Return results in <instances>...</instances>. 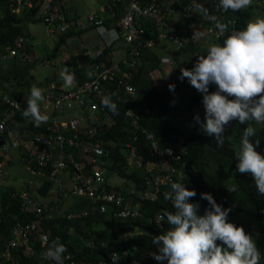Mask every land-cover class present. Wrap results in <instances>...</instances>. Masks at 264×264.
Segmentation results:
<instances>
[{"label": "clouds", "instance_id": "1", "mask_svg": "<svg viewBox=\"0 0 264 264\" xmlns=\"http://www.w3.org/2000/svg\"><path fill=\"white\" fill-rule=\"evenodd\" d=\"M59 1H51L52 5L57 8V16L54 19L51 30H48L49 26H46L42 18L35 16L37 7L23 5L22 7L12 8L11 0L8 2V7L10 12L15 14H21L26 8L33 11V18L43 25L44 36L46 37L55 35L59 37L69 31L74 32V35H78L81 29L86 28V23L91 24V27L95 26V28H98L102 43L106 45L100 51V55L103 58L97 62L90 61V59L95 58L91 51H87L85 57L88 60L82 62L85 63L84 71L90 78L84 81L92 82L94 88L96 87L92 96L94 95L113 115H119L118 105L113 100H121L123 104L127 105L126 115L134 116V122L138 120L134 107L138 106L140 110L141 108L145 109V107L142 100H135L138 96L133 83L132 73L131 80L124 79L118 74L126 71L131 72L135 65L137 68L142 61L143 51L152 49V45L156 39L164 44L167 43L166 46L161 44L163 48L160 50V55H157L159 62L156 63L158 65L157 71L166 77V83H163V86L158 83L159 79L156 76V71L153 72L152 70L150 76L157 83L160 92L169 91L172 93V95L166 96V103L172 112V124L177 128L195 127V129H199L204 135L214 137L217 147H223L225 142L235 146L238 149L235 152L237 171L240 174H250L258 194L264 196V155H261L256 150L260 146V140L252 139L260 131L264 132V18H258L250 22L247 21V25L241 30V28L237 29L235 27V20L231 17L230 13V10L239 12L248 9L253 4V0H213L215 2V9L220 12L218 17L210 14L203 4H197V11L202 13V16L213 25L210 26L212 30L198 31V34L194 38L212 35V39H208L212 45L207 49L206 53H200L198 58L197 55L193 54L190 57L179 58L177 61L175 60L174 52L191 37L192 28L198 29L192 25L203 21L199 19L198 14L192 11H181L180 17L182 16L183 20L174 21L172 19L169 22L165 20L164 24L157 27L154 34L155 37L153 35L152 38H146L141 34L140 39L142 43L135 41L128 44L124 39L123 30L117 25L123 12L128 8V4H126L124 9H122V6L119 7V16L113 23L107 26L104 24V18L95 12H93V16L89 20L79 18L67 19L59 5ZM177 1L161 0L158 4L155 1L152 2H155L159 9H161ZM107 9H110V11H107ZM104 11L110 18L116 16L108 1L104 5ZM94 21L95 23L93 24ZM61 25H66L65 31L61 32L57 30V27ZM211 31L213 32L211 33ZM28 32L29 35L33 34V32L29 31V25ZM20 40L24 44H28L30 41L27 36L19 38L15 42V47L11 49L17 48L16 43ZM107 48L109 50L105 53L104 50ZM11 49L8 53L9 56L15 54L10 53ZM60 50V46L55 50L57 52L56 58L59 56ZM109 52H119L122 54V57L118 60H113L108 55ZM63 53L61 52V55H64ZM76 55L78 58L82 54L77 53ZM153 56L151 57L153 58ZM67 58L64 55L61 60H56V62L57 64L62 61L65 62ZM192 58L194 63L192 65H185L189 64ZM41 61L43 66L47 67L46 63H44L45 58ZM131 62H133L132 65ZM66 64L69 65L70 62H66ZM94 65H98V68L91 74H88V71ZM116 68L119 69L116 70ZM57 72L59 73L60 71L58 70ZM105 72L115 74L116 79L107 78L104 76ZM60 78L66 88H71L75 83V74L67 67L61 70ZM106 80L114 82L117 88L122 89L123 97L121 99L111 97L110 93L107 92L109 90L106 93L99 89V86L102 87L104 85L102 81ZM119 80H121L120 83ZM36 82L30 85V95L27 98L24 95H21L19 98H12L11 96H7L8 94H4L3 101L12 111H17L26 100L28 107L22 111L23 117L32 122L35 127H40L41 124L47 123L50 117L41 111L40 106L41 104L43 106V102L45 101L44 90L36 87ZM125 85H131L134 88V93L129 94L125 89ZM214 89L216 90L213 91ZM112 95H115V93ZM176 96L186 101L184 110L187 112V115L184 117L176 114L170 106L184 104L182 101H175ZM125 98L129 99V101L125 102ZM7 99L16 100L18 105L16 107L9 105L6 101ZM75 111L73 110L72 116L75 115ZM5 115L0 116V122L3 121L4 124L2 131H0V185L12 189L11 195L18 198L19 207L23 211V214L39 212L41 207L44 208L45 197H49V200H61L63 197L57 195V193H66L68 189H72V181L70 188L64 186L61 175L67 173L71 180L73 176L72 163L78 162L83 164L84 172L87 174L92 175L94 169L100 172L103 181L99 184V188L104 189L108 194L117 198L122 197L121 205H115L111 202L118 210L123 207V202L130 203L133 209L127 216L122 217L123 219L137 218L142 201L154 200L164 185L170 186L171 190L164 193V199L171 201L174 212L166 211L164 215L161 213L156 215L157 223L163 222L165 216L170 227L165 234L154 236L152 240V243L158 246V254L146 251L158 264H164L165 261L167 264H260V261L264 259L254 237L247 233L242 226L238 227L234 223L229 222L231 208H224L223 205L216 203L210 193L200 194L202 200L208 201V207L204 210L203 215L200 214V204L190 202V200L197 196V193L195 190H188L183 182L184 178H186V173L191 170V164H189L186 157L189 154V148L183 141V138H180L184 136H179V139L177 138L178 140H175L172 144L159 145L160 143L153 132L145 133V138L148 144H150L149 155L152 157L151 159L157 160L165 168L166 172L163 174L150 171L145 175L141 189L128 193L125 191V185L127 184L125 177L116 171L107 176L106 159L98 158L96 161L95 154H108L110 152L104 147L105 143H102L100 138H96V141L89 140L86 143L80 144V150L76 155H73L76 152L74 148L69 153H65L63 149L59 153L53 152L50 149L47 163L39 165L36 160L38 154L40 157L41 153L33 152V149L30 147L31 141H33L36 134L32 139L23 143L20 142L13 130L9 132L10 137H6L4 134L6 124L5 119H3ZM74 117L78 118L76 115ZM80 124L82 123L79 120V124L75 129L65 127L62 130H79L81 133H86L89 138L98 134L94 127ZM229 125L232 126L230 137L225 135ZM244 125L247 127L243 129ZM254 125L260 126L256 128ZM259 129L260 131L258 132ZM62 135L65 141L71 142V138H67L63 132ZM14 139L17 142L16 146H13ZM2 141H4L3 145ZM96 147L101 148L102 152H96ZM154 147L157 148L156 155H152ZM86 156H90L91 159L93 158V162L90 164L86 163ZM58 159H63L66 167L61 173L50 177L51 163ZM132 159L135 162L144 160L142 156L129 155L127 157L128 167ZM15 160L31 176L20 189L14 185L7 184L11 180L8 176L11 178L12 175L9 167L14 165ZM39 169L43 174L41 172L40 174L37 173ZM175 173L177 174L176 178H174ZM111 176H116L119 181L111 182ZM50 179L53 180V186L49 191L55 187L56 192L53 196L51 192L48 195H43L40 191V186ZM37 180L39 181L38 184L35 183ZM55 183L56 186H54ZM237 190L236 185H232L227 189L230 193H235ZM75 193L78 194L77 192ZM78 195L84 196V194ZM1 197L8 198L5 194H1ZM138 232H142V230ZM128 233L134 232L130 231ZM2 242L0 238V245ZM12 242L15 243L12 240L6 250H10L11 246H19L16 252L23 255L26 254L24 250L26 245L22 241H17L18 245L16 243L12 245ZM66 253H68L67 247L60 243L59 238H57L51 242L47 250L41 255L43 259L52 260L55 264H64V254ZM68 254L71 255L70 253ZM149 255L143 253L142 257L136 260V264H143L145 256L148 257ZM70 260L74 261L75 264H94L90 261H87V263H76L73 256ZM107 260L108 262L101 261L97 264H117L120 256L113 252L108 256ZM68 264H70L69 261Z\"/></svg>", "mask_w": 264, "mask_h": 264}, {"label": "trees", "instance_id": "2", "mask_svg": "<svg viewBox=\"0 0 264 264\" xmlns=\"http://www.w3.org/2000/svg\"><path fill=\"white\" fill-rule=\"evenodd\" d=\"M107 1L116 14L114 18L107 17L104 21V24L108 26L119 16V7L122 6V9H124L127 3L126 0ZM138 1L145 6L152 1L158 4L161 0ZM8 2L9 0H0V116L6 114L3 117L6 124L4 131L6 137H10L9 132L13 130L20 142L23 143L32 139L35 134H41L51 141L50 147L53 152L59 153L63 149L65 153H69L74 148L76 152L73 155H76L80 150V144L89 140L96 141V138H100L101 142L105 143L104 147L110 152L108 154H95L96 161L98 158L106 159L107 176L115 171L124 176L125 182H127L125 191L130 193L141 189L143 179L150 171L163 174L166 172L157 160L151 159L152 157L149 155L150 144L145 138V133L153 132L160 143L159 145L172 144L179 139V136H184L180 138H183L189 148V154L186 157L189 164H191V170L186 173L183 182L188 190H195L197 193V196L190 202L199 203L200 214L203 215L204 210L208 207V201L202 200L200 194L210 193L216 203L223 205L224 208L232 209L229 214V222L238 227L242 226L248 233L245 225L234 217L239 212L237 210L241 211L247 205L248 209L244 210H248L257 220L255 241L262 257H264V196L258 194L250 174H240L237 171L235 152L238 149L228 142H225L223 147H217L214 137L204 135L195 127L177 128L174 126L172 124V112L166 103V96H170L172 93L169 91L160 92L157 83L150 76L152 70L153 72L156 71V76L159 79L158 83L161 86L166 83V77L157 71L158 65L156 63L159 62L157 55H160V50L167 43L164 44L156 39L152 49L143 51L142 61L137 68L135 65L131 72L126 71L118 74L124 79L131 80L132 73L138 96L135 100L143 101L145 109L141 106V110L138 106L134 107L135 115L138 117L136 122H134V116L126 115L127 105L123 104L121 100H113L119 109V115H113L94 95L81 94L80 96L85 102L75 107L77 110L74 113L82 123L80 125L92 126L98 134L89 138L86 133H81L79 130L63 129L62 132L67 138H71V142L65 141V138L58 141L55 138L54 131L48 128L47 125H51L52 121L50 120L52 119L60 122L71 118L73 111H71L65 100L60 99L54 108H45L41 104L42 113L48 115L50 120L41 124L40 127H35L32 122L22 115V111L28 107L26 100L21 104L19 110L12 111L4 103L3 96L8 94L7 96L12 98H19L24 95L27 98L30 95V85L37 81L36 87L44 90V102L55 105V100L58 99V94L64 86V83L60 84L62 69L67 67L75 74L77 86L84 80L89 79L90 76L86 75L84 71L85 63L79 62L78 58L72 55L65 62L62 61L57 65L56 68L60 71L59 73L53 71L51 77L45 76L38 81V78L32 74V70L35 68V64L40 63L43 66V63L39 58L30 56L33 42L28 32V24L39 21L33 18L34 12L27 8L21 14L10 12ZM197 4H203L210 14L218 17L220 12L215 9L213 0H178L160 9L161 14L164 15L162 23L172 20V14H177L179 17L181 11H192L198 14L200 20H203L202 24L213 25L202 16V13L197 11ZM261 6L264 8V0L261 2ZM107 11H110V9H107ZM230 13L235 20V27L243 30L247 25L246 18L249 17L250 12L248 10L239 12L230 10ZM139 22L143 28L142 35L146 38H152L160 20L153 15H146L140 16ZM74 34V32L69 31L62 36L55 35L54 37L58 39L59 43H64L68 37ZM197 34L198 29H193L187 42L176 49L174 52L176 61L182 57H190L193 50L206 53L205 50L198 49L195 44L194 37ZM26 36L29 37V43L22 45L13 56H9V50L15 47L16 40ZM108 50L109 48L105 49V53ZM56 54L57 52L54 50L47 55L44 62L47 67L54 66L52 61L56 59ZM152 55H154L153 58ZM102 58V55H99L95 59H90V61L97 62ZM66 62H70V64L67 65ZM192 63H194L193 58L189 64L185 65H192ZM102 82L104 85L99 86V89L103 92L109 90L107 92L114 99L123 97L122 89L117 88L114 82L107 80ZM48 93L54 95L46 98ZM113 93L115 95H112ZM95 103L97 108L93 109L91 105H95ZM259 126L256 125V128ZM245 127L247 126L244 125L243 129ZM252 139L260 140V146L256 150L264 155V132L260 131ZM129 155L142 156L144 160L135 162L132 159L129 168L127 165ZM176 177L177 174L175 173L174 178ZM8 178L11 179L9 176ZM232 185L237 186L238 190L235 193L227 191ZM52 186L53 180H46L40 186L41 193L48 195ZM170 190L169 185H164L154 200L142 201L137 218L123 219L115 214L114 211L118 210L117 207L106 206L104 210H100L99 202L89 199L85 195L79 196L72 189H68L66 193H57V195L63 197L61 200H49V197H45L44 208L41 207L39 212L23 214L19 207L18 198L11 195L12 189L0 185V238L3 241L0 245V264H55L52 260L43 259L41 254L57 238H59L60 243L67 247V252L73 256L76 263H87V261L94 264L101 261L108 262V256L115 252L120 256L117 264H136V260L140 259L143 253L149 255L146 251L158 254V246L154 245L152 240L154 236L165 234L170 226L165 216L163 222L157 223L156 215L158 213L164 215L166 211L174 212L171 201L164 199V193ZM1 194H5L8 198H2ZM241 202L244 204H241ZM239 204L240 208H237ZM31 226L33 227L31 228ZM16 229L21 232H16ZM139 230L144 231V233L138 232ZM130 231L134 233H128ZM43 236L46 237L44 244L42 243ZM12 240L16 244L17 241H24L26 244V248H24L25 255L16 252L19 246H11L10 250H6ZM263 260L260 261V264H264ZM64 264H68V261H65ZM143 264H158V262L149 255L148 257L145 256ZM164 264H167V262L165 261Z\"/></svg>", "mask_w": 264, "mask_h": 264}, {"label": "built area", "instance_id": "3", "mask_svg": "<svg viewBox=\"0 0 264 264\" xmlns=\"http://www.w3.org/2000/svg\"><path fill=\"white\" fill-rule=\"evenodd\" d=\"M52 0H11V7L12 8H18L22 7L23 5H26L28 7H37L36 10V17L37 18H42L46 26H49L48 30H51L54 24V19L57 16V8L52 5ZM126 3L128 4V8H126V11L123 12V15L120 17L117 25L118 27H121V29L124 32V39L126 43L130 44L132 42H137V43H142L140 35L143 33V28L142 24L139 22V17L140 16H146V15H153L154 17H157L158 20H160L159 25H162V20L164 18V15L161 14L159 7L156 5L155 2H152L147 5L141 4L138 0H126ZM17 10V9H16ZM59 17V16H58ZM57 30L59 31H65L66 30V25H61L57 27ZM24 45L23 41H17L16 46L17 48L11 49L10 53H16L19 47ZM133 62H131V65ZM98 68V65H94L93 67L90 68L88 71V74H91ZM119 68H116L118 70ZM104 76L110 79H116L115 74L111 73H104ZM121 80H119V83ZM93 84L91 81H83L80 85L77 86V83L75 82L74 85L71 88H66L63 86L61 89L62 91L59 92L58 94V99L55 100V105H50L48 102H44L43 107L45 108H54L56 107V104L59 103L60 99L65 100L71 111H75L77 106L83 104L85 100L80 96L81 94H87V95H92L94 92ZM125 89L129 94L134 93V88L131 85H125ZM54 94L48 93L46 94L47 97H52ZM9 105L16 107L18 105V102L16 100H11L7 99L6 100ZM125 102H128L129 99H124ZM97 104L95 103L91 105L93 109L97 108ZM50 120V119H49ZM52 121L51 125H47L48 128H51V130L54 131L55 133V138L58 141H62L63 135H62V128L68 127L71 129H75V127L79 124L78 118L72 116L68 121H60L58 122L56 119L50 120ZM4 127L3 121L0 122V131H2ZM4 144V141H2V145ZM51 141L42 135H36L31 141L30 147L33 149V152H40L41 156L37 158L38 164H46L49 158L50 153L49 150L51 149L50 147ZM17 142L14 139L13 140V146H16ZM48 150V151H47ZM95 151L98 153L102 152L101 148H95ZM157 154V148L154 147V151L152 152V155ZM52 157V156H51ZM50 157V159H51ZM49 159V161H50ZM86 163L90 164L93 162V158L91 159L90 156H86ZM49 163V162H48ZM52 169L49 173L50 177L55 176L58 173H61L65 167L66 163L63 159H58L56 161H53L51 163ZM73 167V176H72V189L77 192L78 194H84L90 199L99 202L101 209L104 210L106 206L113 207L115 205H121L122 204V197H115L111 194H108L104 189L99 188V184L103 181L100 172L97 169H94L93 174H87L84 172L83 169V164L78 163V162H73L72 163ZM41 170L39 169L37 171L38 174H40ZM43 174V172H41ZM113 202L114 204H111ZM124 205L123 207L118 210L114 211L116 215L119 217H125L129 213H131V208L130 203L128 202H123ZM33 226H31L32 228ZM16 232H21L19 229L15 230ZM46 240V237L43 236L42 243L44 244ZM22 243L24 241L22 240ZM15 243L12 242V245ZM26 245V244H25ZM28 247V246H27ZM65 261H69L70 264H75L74 261L70 260L72 258L71 255L68 253L64 254Z\"/></svg>", "mask_w": 264, "mask_h": 264}, {"label": "rangeland", "instance_id": "4", "mask_svg": "<svg viewBox=\"0 0 264 264\" xmlns=\"http://www.w3.org/2000/svg\"><path fill=\"white\" fill-rule=\"evenodd\" d=\"M107 0H97V2L99 3H103ZM261 0H253V4L251 6H249L248 10L250 12V15L248 18H246V21H254L258 18H264V8H262L261 6ZM84 2H87L88 5H90V7L92 6V3L87 0V1H84V0H80L78 1V5L80 3V6L76 5L77 8L79 9H83L84 8ZM172 19L175 21V20H183V17L179 16L177 14H172ZM177 18V19H176ZM29 29L30 30H39V33L44 36V27L43 25L40 23V22H36V23H29ZM167 25V24H166ZM193 27H196L198 28V31L200 32H204V31H209V30H212L211 29V25H204L202 23H194L192 25ZM193 30V28H192ZM213 31H211L212 33ZM45 38H47L45 36ZM72 39L74 40H77L78 38L76 36L74 37H71ZM208 39H212V35L208 36V35H204L202 36L201 38L197 37L195 38V44L196 46L198 47V49H201V50H205L207 52V49L212 45ZM51 46L53 45V41H51ZM200 50H193L192 51V55L195 54L197 55V58L198 56H200ZM204 53V51H202V54ZM61 55V50L59 51V56ZM56 60H61V58L57 57L56 59H54L52 61L53 65L54 66H50V67H44L42 66L40 63H37L35 64V68L32 70V74L34 75V77L40 79L42 77H45V76H48L51 77V75H53V71H58V69L56 68L57 67V62ZM183 60V59H182ZM185 81H187V79H185ZM176 82V81H175ZM60 84H63V81H61ZM17 91V89H15ZM175 101H179V102H184V104H180V105H170L171 108L173 109V111L180 115L181 117H184L185 115H187V112L184 110V106L186 105V101L185 100H182V99H179L177 96L175 97L174 99ZM202 108H203V105H202ZM256 127V125H254ZM232 126H228V128L226 129V132H225V135L230 137L231 134H232ZM236 139V138H235ZM234 140V139H233ZM9 171L10 173L12 174L11 175V180H9L7 182V184H11V185H14L16 188L20 189L24 186V184L31 178L30 174L28 173V171L25 170V168L17 161L15 160V163L13 166H10L9 167ZM216 173V171H215ZM221 175V174H220ZM61 179H62V184L64 186H67L68 188H70L71 186V180L69 178V175L67 173H64L61 175ZM110 181L111 182H118L119 179L116 177V176H111L110 177ZM38 180L35 181L36 184H38ZM56 186V183L55 185ZM55 187H53L51 189V195L53 196L54 193L56 192V189H54ZM241 204H244L243 202H241ZM237 208H240V204L237 206ZM244 209H248V206L246 205V207ZM237 210L239 212H237L234 217L238 220H240L244 225L245 227L247 228V231L249 234H251L254 239L256 238V235H257V220H256V217H254L248 210Z\"/></svg>", "mask_w": 264, "mask_h": 264}, {"label": "crops", "instance_id": "5", "mask_svg": "<svg viewBox=\"0 0 264 264\" xmlns=\"http://www.w3.org/2000/svg\"><path fill=\"white\" fill-rule=\"evenodd\" d=\"M78 1L80 0H60L59 5L61 9L64 12V15L67 19L72 18H79L82 20L85 19H91L93 16V12L97 13L99 16L104 18V20L107 19V17L110 18V16L104 11V5L107 1L103 3L97 2V0H89L92 3V6L88 5L87 2H84V8L79 9L76 7L78 5ZM87 1V0H84ZM80 6V3L79 5ZM95 21L93 22V24ZM92 25L89 23H86V28L81 29L79 31L78 35H73L71 37L76 36L78 39L74 40L71 37H68L64 43H59L58 39L54 36H50L45 38V36H42L39 33V30H30V32H33V34L30 35V38L33 42V49L31 53V57L33 58H39L40 60H44V58H47V55L51 53L52 51L58 49L57 46H60L61 52L66 57L70 58L72 55L77 56V53H81L82 58H85V54L87 51H91L94 55V58L96 56L98 57L100 55V51L102 47L106 46L104 43H102V39L100 37V31H98V28L91 27ZM51 41H53V45L51 46ZM117 44V43H116ZM117 46V45H116ZM59 55V53H58ZM64 55L58 56L59 58L64 57ZM108 55L113 60H118L122 57V54L119 52L111 53L109 52ZM92 57V56H91ZM83 63V62H82ZM60 64V63H58ZM88 66V64H87Z\"/></svg>", "mask_w": 264, "mask_h": 264}, {"label": "water", "instance_id": "6", "mask_svg": "<svg viewBox=\"0 0 264 264\" xmlns=\"http://www.w3.org/2000/svg\"><path fill=\"white\" fill-rule=\"evenodd\" d=\"M78 60H79V62H82V61H87V60H88V58H87V57H85V58H82V56H81V55H79V56H78Z\"/></svg>", "mask_w": 264, "mask_h": 264}]
</instances>
